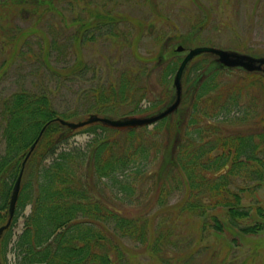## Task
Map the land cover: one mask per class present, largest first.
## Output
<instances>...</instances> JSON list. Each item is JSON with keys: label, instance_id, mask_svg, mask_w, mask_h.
I'll return each mask as SVG.
<instances>
[{"label": "trees", "instance_id": "1", "mask_svg": "<svg viewBox=\"0 0 264 264\" xmlns=\"http://www.w3.org/2000/svg\"><path fill=\"white\" fill-rule=\"evenodd\" d=\"M99 19L105 25L116 18L77 17L74 39L100 27ZM166 49L139 56L143 64L91 86L84 112L150 115L175 100L171 75L184 56L174 46ZM214 56L204 52L187 64L178 109L151 127L122 129L98 121L71 128L57 118L73 120L79 110L61 111L48 90L22 88L1 97L0 225L9 219L22 161L46 128L27 161L12 223L0 238V264H129L125 240L152 252L176 247L170 217L181 215L200 218L207 232L264 230L262 220L242 224L251 217L245 194L264 181V70L227 67ZM84 68L76 59L57 70L69 76ZM83 129L92 134L85 147L64 145ZM177 191L182 197L170 205ZM255 209L264 218V207Z\"/></svg>", "mask_w": 264, "mask_h": 264}, {"label": "rangeland", "instance_id": "2", "mask_svg": "<svg viewBox=\"0 0 264 264\" xmlns=\"http://www.w3.org/2000/svg\"><path fill=\"white\" fill-rule=\"evenodd\" d=\"M84 1L89 0H65L69 7L57 0L52 7L34 0L0 4V98L22 88L48 90L56 107L61 111L79 110L73 120H80L92 113L84 112L91 86L124 68L143 64L139 56L148 57L154 49L158 53L167 48V54L172 46L176 49L180 44L187 50L210 45L264 56V0H92L88 5ZM105 13L116 19L101 25V18L97 21L100 27L95 25L79 41L74 39L79 21L73 19L94 14L103 17ZM187 50L178 52L184 56ZM76 59L86 65L82 72L59 75L57 69ZM171 76L173 79L174 74ZM124 111L105 116L120 118ZM91 136L83 129L64 145L85 147ZM4 144L0 139V153ZM181 197V191L174 192L170 205ZM244 203L251 208V217L242 224L264 222L255 209L257 205L264 207V181L245 194ZM172 210L167 207L166 212L171 215ZM214 211L225 218L222 210ZM181 216L170 217L176 247L166 244L160 252H152L125 240L130 250L129 264H264V230L242 233L226 227L222 233L207 232L200 218ZM8 257L12 262L13 254Z\"/></svg>", "mask_w": 264, "mask_h": 264}, {"label": "water", "instance_id": "3", "mask_svg": "<svg viewBox=\"0 0 264 264\" xmlns=\"http://www.w3.org/2000/svg\"><path fill=\"white\" fill-rule=\"evenodd\" d=\"M178 51H184L185 47L183 45L177 46ZM203 52H211L217 55V61L224 66L227 67H242L248 71H255V70H264V56L257 57L247 53H243L237 50H229L223 49L216 46H209V45H198L193 48H190L188 52L185 54L183 60L180 63L179 68L177 69L175 76H174V85L176 87V99L169 105H167L164 109L151 114V115H131V116H122L120 118H112L108 116H101L98 114H91L89 117L79 121H72L64 118H57L62 124L68 125L71 128H78L85 126L86 124L92 122H102L103 124L116 127V128H136L144 125H151L159 120L169 116L174 111L177 110L179 107L182 94H183V84L182 78L184 70L189 63L196 55L203 53ZM46 126L42 128L39 135L35 139V141L30 146L29 151L27 152L24 160L22 161V166L19 172V175L15 181L13 192L10 198V205H9V219L6 223L0 225V237L2 233L10 226L12 219L15 214L17 201L19 198L21 186H22V179L25 171V167L27 161L36 147L40 137L42 136Z\"/></svg>", "mask_w": 264, "mask_h": 264}]
</instances>
